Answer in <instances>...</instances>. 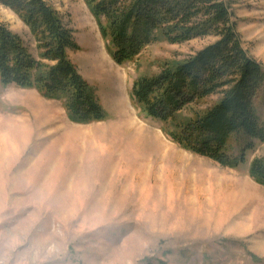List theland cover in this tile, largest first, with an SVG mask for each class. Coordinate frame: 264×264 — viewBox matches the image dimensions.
<instances>
[{"label": "rangeland", "instance_id": "374dc122", "mask_svg": "<svg viewBox=\"0 0 264 264\" xmlns=\"http://www.w3.org/2000/svg\"><path fill=\"white\" fill-rule=\"evenodd\" d=\"M47 1L74 31L69 57L106 119L74 122L64 101L0 83V264H264V184L250 174L264 141L232 138L231 155L254 147L245 164L223 167L173 142L132 97L137 80L218 38L161 40L119 65L85 0ZM226 2L264 72V0ZM0 23L38 58L28 27L1 4ZM254 105L264 127V84ZM16 124L27 129L21 143L11 140Z\"/></svg>", "mask_w": 264, "mask_h": 264}, {"label": "trees", "instance_id": "16d2710c", "mask_svg": "<svg viewBox=\"0 0 264 264\" xmlns=\"http://www.w3.org/2000/svg\"><path fill=\"white\" fill-rule=\"evenodd\" d=\"M109 47L122 65L161 40L183 44L195 38L218 41L160 74L137 80L132 97L148 117L169 126V137L185 150L227 168L247 161L254 143L231 155L232 138L264 141L254 97L264 84L261 65L243 49L235 14L226 0H85ZM28 27L34 57L24 39L0 23V83L36 89L64 101L68 117L88 124L106 119L94 88L69 57L79 45L74 31L47 0H0ZM217 102L206 108L213 96ZM204 108V109H203ZM251 176L264 184V159L251 163Z\"/></svg>", "mask_w": 264, "mask_h": 264}, {"label": "bare ground", "instance_id": "6f19581e", "mask_svg": "<svg viewBox=\"0 0 264 264\" xmlns=\"http://www.w3.org/2000/svg\"><path fill=\"white\" fill-rule=\"evenodd\" d=\"M134 124L133 122H130V125ZM27 129L21 126V124H16L14 125L12 129V135H11V140L13 141L12 143L19 142L21 143L23 140L25 141L26 136H27Z\"/></svg>", "mask_w": 264, "mask_h": 264}]
</instances>
